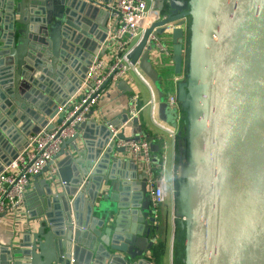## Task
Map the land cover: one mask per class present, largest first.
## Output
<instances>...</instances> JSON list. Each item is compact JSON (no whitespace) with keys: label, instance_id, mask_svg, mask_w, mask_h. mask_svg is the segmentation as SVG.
Wrapping results in <instances>:
<instances>
[{"label":"water","instance_id":"95a60500","mask_svg":"<svg viewBox=\"0 0 264 264\" xmlns=\"http://www.w3.org/2000/svg\"><path fill=\"white\" fill-rule=\"evenodd\" d=\"M94 1L0 0V172L26 145L18 139L27 142L62 123L67 101L94 59L106 53L108 27L96 32L92 19L101 7ZM216 6L202 98L206 12ZM158 7L163 18L131 58L158 83L150 55L163 53L158 42L170 36L180 75L184 36L192 31L189 78L178 83V101L194 107L197 160L188 264H264V0H168ZM117 86L129 85L121 79ZM160 99V118L168 121V103ZM130 109L115 124L128 121ZM94 113L35 176L56 167L52 184L44 181L48 190L38 203L37 225L30 224L18 243L0 244V264H140L155 243L160 225L147 173L120 171L133 160L117 140L140 139V117L130 121L133 136L124 129L111 140V122L96 123ZM89 125L101 131L97 142L86 139ZM136 182L140 206L132 194Z\"/></svg>","mask_w":264,"mask_h":264},{"label":"crops","instance_id":"0c3cea01","mask_svg":"<svg viewBox=\"0 0 264 264\" xmlns=\"http://www.w3.org/2000/svg\"><path fill=\"white\" fill-rule=\"evenodd\" d=\"M108 2L110 1H94L96 6L101 7L100 10L96 12V17L92 19V23L98 34H101V31L105 29V27H108L110 23V12L105 10V4ZM191 24L192 19L190 16L185 28ZM191 32V29L187 28L184 36L183 70L184 72L187 70V79L189 78V71L191 67ZM163 44L168 46V52L160 53L155 50L152 51L150 55L153 67L159 75L158 83H154L150 80L153 92L144 81L137 77L133 71H130L128 76L132 77L133 81H130L128 76L124 78L129 86L119 88L118 86L114 87L112 85H108L104 96L101 98V101L95 109V113L93 115L96 117V123L98 124L108 121H111L114 124L118 123L125 117L124 110L130 108L131 96L133 94H139L140 101L138 109H140V113L138 116L140 117V123L142 125L141 138L146 137L155 145L156 150L152 148L154 161L156 158L155 166L164 153H166L168 157L165 169L155 167L154 173L157 178L159 176H164L168 189L165 202L155 208L154 212V216L157 217L160 229L156 232L157 238L155 243L146 256L141 259L140 264H155L153 260V247L162 241L165 244V253L162 256L163 264H174L173 252L178 225L181 224L182 227L187 228V243H189L190 236L192 234L194 194L193 172L197 162L193 127L194 115L191 113L194 112V107L180 102H178L177 109H172L168 106L164 113L166 120L168 119V121L160 118L158 110L159 118L176 129L175 137H171L167 131H164L160 127L156 126L152 122L151 118L152 106L150 101L153 99V95L158 104L161 102V97H163V99L167 102L171 95L178 96V83L187 80L181 79V74L179 75L175 71V64L172 59V43L170 36H164ZM108 54L110 53L106 52L102 56L108 60ZM129 88L132 90H129ZM34 127L38 129L39 126L35 125ZM97 128L98 127L96 125H89L86 129H84L87 140L94 142L99 140V132L101 133V131ZM133 129L134 127L132 123H128L125 128V135L133 136ZM104 132L106 131L104 130ZM18 142L21 147H23L26 143L25 139H18L17 143ZM79 146L80 148L84 147L81 140H79ZM70 147L71 145H67L65 152H69ZM10 153L14 156L16 152L13 153L12 151ZM127 154L132 158L133 162L130 167H121V172L135 173L139 175L146 172V165L144 164L141 156L134 157L129 153ZM15 157L12 158V160L15 159ZM62 158L63 156L56 160V162ZM55 172L56 167L52 165L49 171L43 172L38 179H35L34 177L28 187L24 202L14 211L4 213L0 216L1 245L8 246L12 241L18 243L22 238L24 231L28 229L30 224L33 226L37 225L38 220L35 219L40 216L38 203L42 194L46 193L48 190L44 181L46 180L48 183L52 184L53 181H51V177ZM176 179L180 180L178 188H176ZM136 184L138 185L134 186L137 189L133 190L132 194L139 197L136 205L140 206L142 198L139 196L140 190H138L140 184L138 182H136ZM185 191L188 193V197L184 196ZM137 211L140 212V208H138ZM111 215V220H114L116 215Z\"/></svg>","mask_w":264,"mask_h":264},{"label":"built area","instance_id":"2783aa9c","mask_svg":"<svg viewBox=\"0 0 264 264\" xmlns=\"http://www.w3.org/2000/svg\"><path fill=\"white\" fill-rule=\"evenodd\" d=\"M160 1L168 0H112L105 4L110 12V23L103 48L110 53L109 58L107 60L103 56H97L91 63L82 84L66 103L67 112L62 123L56 129L43 128L40 132L31 134L16 158L4 166L0 172V216L14 211L24 202L32 179L47 167L60 152L63 142L73 136L77 126L86 121L87 115L98 107L108 85L117 86L121 79L133 71L153 92L150 79L140 69L139 62L132 60L131 54L142 42L147 30L163 18L158 7ZM158 48L164 52L169 51L168 46L162 42H158ZM128 77L133 81L132 77ZM139 101V94L131 96L128 121L123 124L109 121L111 140L117 139L126 125L139 115ZM167 102L170 108L177 109L178 96L171 95ZM150 104L152 122L167 131L171 137H175L176 129L159 118V104L154 95ZM117 145L125 147L127 153L134 157H142L154 207L163 204L168 192L167 182L164 176L157 178L154 173L155 167L165 169L167 154L164 153L155 166L152 142L148 138L119 139Z\"/></svg>","mask_w":264,"mask_h":264},{"label":"trees","instance_id":"16d2710c","mask_svg":"<svg viewBox=\"0 0 264 264\" xmlns=\"http://www.w3.org/2000/svg\"><path fill=\"white\" fill-rule=\"evenodd\" d=\"M189 59V58H188ZM190 62V61H189ZM179 179H176V188H178ZM187 228L178 225L176 230V241L174 244L173 263L188 264L190 244L186 241ZM153 260L155 264H163L162 256L165 253V244L160 242L153 247Z\"/></svg>","mask_w":264,"mask_h":264},{"label":"bare ground","instance_id":"6f19581e","mask_svg":"<svg viewBox=\"0 0 264 264\" xmlns=\"http://www.w3.org/2000/svg\"><path fill=\"white\" fill-rule=\"evenodd\" d=\"M216 17L217 6L209 8L206 12L207 27L205 30V45L203 49V73L200 83V95L202 98L205 95Z\"/></svg>","mask_w":264,"mask_h":264},{"label":"rangeland","instance_id":"374dc122","mask_svg":"<svg viewBox=\"0 0 264 264\" xmlns=\"http://www.w3.org/2000/svg\"><path fill=\"white\" fill-rule=\"evenodd\" d=\"M199 57V56H198ZM190 69H191V67H190ZM193 69H194V67H193ZM187 70L184 72V70H183V73L181 74V79H183V80H186L187 79ZM184 74H186V75H184ZM189 74H190V71H189ZM192 77H193V75H192Z\"/></svg>","mask_w":264,"mask_h":264}]
</instances>
